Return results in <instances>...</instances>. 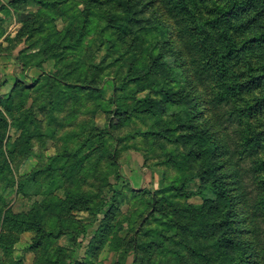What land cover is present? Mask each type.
Returning <instances> with one entry per match:
<instances>
[{
  "label": "trees",
  "instance_id": "1",
  "mask_svg": "<svg viewBox=\"0 0 264 264\" xmlns=\"http://www.w3.org/2000/svg\"><path fill=\"white\" fill-rule=\"evenodd\" d=\"M32 1L42 9L58 8L64 29L43 37L44 59L32 67L41 75L29 86L15 81L0 105L10 115L12 107L32 96L30 90L39 89L42 95L34 102L41 101L38 110L45 127L56 126L52 132L59 133L53 137L60 146L54 145L56 155L43 166L18 180L20 194L28 183L47 184L41 202L28 213L0 208V264H24L12 258L24 233L34 234L28 248L32 264H94L103 246L128 264H264L258 259L256 215L240 192L241 173L214 117L218 107L227 109L228 118L239 125L242 149L257 159L253 174L262 188L258 204L264 212V0H174L180 21L164 11V0H83L81 11L57 0ZM192 44L193 53L188 49ZM101 49L105 54L96 65L93 54ZM80 52L83 61L74 55ZM64 53L70 54L60 59L67 72L45 73L42 64ZM168 56L175 58L173 67L164 60ZM181 63L189 73L182 74L185 87H179L172 74L182 69ZM204 75L215 86L212 96L207 97ZM193 81L200 95L186 91ZM107 82L112 95L105 99L101 93ZM146 91L151 95H139ZM198 103L208 111V122L201 120ZM84 108L92 115L102 112L106 125L100 129L80 120ZM19 122L36 129L42 124L32 109ZM6 128L0 113V155ZM138 137L148 148L156 147L163 157L160 163L177 174L152 192L144 208L134 211L129 227L144 209L150 213L124 239L123 225L112 223L110 210L126 186L120 154L132 149L135 145L128 141ZM19 139L13 149L26 156L31 137ZM0 162L4 181L7 165L4 159ZM192 181L195 189L187 187ZM50 186L54 191L47 190ZM56 190L63 195H55ZM132 191L137 197L147 194ZM194 197L201 204L180 202ZM75 214H85L88 220ZM92 228L95 237L84 240ZM64 238L69 247L58 244Z\"/></svg>",
  "mask_w": 264,
  "mask_h": 264
},
{
  "label": "rangeland",
  "instance_id": "2",
  "mask_svg": "<svg viewBox=\"0 0 264 264\" xmlns=\"http://www.w3.org/2000/svg\"><path fill=\"white\" fill-rule=\"evenodd\" d=\"M12 0H0V54L6 55L14 60V65L16 66L17 75L16 81H22L26 86H29L33 82L26 78L22 73L28 72L32 68L33 65L43 61L44 59V50L46 45L43 42V37L45 34L55 31H62L64 29V19L60 17L59 9L57 11L52 8H43L32 0L27 1L26 3H11ZM60 3H66L67 5L74 4L73 8L75 10L81 11L83 9L84 1L83 0H57ZM166 6V13L172 15V18L176 20H182L179 17V12L175 10L174 0H164ZM109 6H105L104 9H108ZM178 13H177V12ZM171 12V13H169ZM160 14V12H158ZM42 17V18H39ZM44 29L43 32L40 30ZM90 38V37H88ZM90 41V40H86ZM191 41H195L194 39ZM88 45V44H87ZM86 47V42L83 45ZM188 46V45H187ZM178 57V46H174ZM82 48V49H83ZM149 49V48H148ZM188 49H191L192 53L196 51L193 44L188 46ZM150 51V49H149ZM105 54L103 49L95 52L93 61L96 63L99 62L100 58ZM76 59L79 61H83L85 59L84 53L80 52L79 54H74ZM70 54H63L56 57L54 60L46 61V63L42 64V68L45 73H53L57 75H64L67 72L62 69V64L60 59H67ZM175 58L173 56H168L164 58L167 65L173 67ZM180 65V63H179ZM61 67V70L58 68ZM181 70L174 69L172 74L175 76V81L180 83L179 87H185L184 79L182 78V74L189 75L186 67H183L181 63ZM182 72V73H181ZM75 72L74 74H77ZM73 74V75H74ZM41 75V74H39ZM15 78V77H14ZM11 78L10 81L12 83L15 82V79ZM63 78V76H62ZM203 79L207 82L206 85L208 89L206 90L207 97L210 95H214L215 86L210 81L207 75H204ZM195 83V84H194ZM4 85V83H2ZM195 81L192 82V86L187 88V92H191V95L199 94V88ZM177 86V87H178ZM198 88V89H197ZM34 89L30 90V94L32 95L27 98L26 102L21 106L12 107V111L9 115L7 111H5L4 105H0V113L3 114L7 120V128L5 133L3 134L2 141V152L0 155V160L4 159L5 164L7 165L4 168V173L6 174V179L3 181V176L0 179V208L5 210H10L15 214L19 213H28L35 203L41 202L43 199L42 191L46 189L47 184H43L42 186L28 183L24 186V190L22 194L18 193V180L27 175H30L38 169L41 165L43 166V162L46 159H49L56 155V150L54 145L60 146V142H56L54 135L59 136V133L52 132L53 129L56 131V126L52 125L51 129H47L45 127V121L42 114L39 113L38 107L41 101L36 100L34 102V98L37 95H42L39 89L32 92ZM54 91V90H52ZM53 93V92H50ZM55 95H61L54 93ZM51 94V95H54ZM9 95L2 94V96ZM46 95V94H45ZM103 98H109L112 95L111 84L107 82L105 85V91L101 93ZM142 95H151L147 91L139 94ZM56 103V102H55ZM95 104H98L97 102ZM90 106L91 103L88 102ZM17 107V108H16ZM21 110H17L19 108ZM92 107V106H90ZM198 113L201 120L205 119L206 122L209 120L208 111L201 106L199 103L197 104ZM40 108V107H39ZM32 109L35 114V118L39 121H42L41 128L36 129L33 126H26V124H21V119L23 113ZM89 109V108H87ZM87 111V110H86ZM85 108L83 113L80 116V120L87 121V124H94L98 128H103L106 125L105 115L100 112L98 114L92 115L89 112H86ZM58 115L60 114L57 113ZM214 117L218 118L219 124V133L226 134V141H228V149L231 157L234 156V164L235 167L241 177L242 187L240 192L243 194V197L248 199V204L251 208V212L256 215L255 223L256 226L254 228V234H256L259 243L258 251V259H264V212L263 209L260 208L258 204V199L260 196V191L262 190L261 185H259V181L255 182V176L257 173L253 174V169L256 168V163H254L257 159H251L244 152L242 147H244V140L237 133L240 132L239 125L236 122H232L230 118H228L227 109L223 107L217 108L214 111ZM79 121V120H78ZM76 123V122H74ZM73 124V123H72ZM18 126H23L22 129H19ZM28 129V134H23V130ZM132 126L127 131H130ZM127 131H123V136L127 135ZM39 133V134H38ZM218 134V136L220 135ZM31 137L32 141V149L29 154L26 156H21V153L18 152L19 147V138L23 137ZM40 135V136H38ZM129 144H134L135 146L132 149L125 150L120 154L119 161L122 164V174L124 177V181L126 182V186H123L124 189L121 192L120 197L115 198L114 208L110 211L112 212V217H114L113 222L116 224L117 222L123 225V231L121 233L122 238H128L131 234V231L135 226L140 222L141 219L145 218L150 210L146 208L143 212L140 213L139 221L135 222L134 225L129 227L130 221L134 218V212L138 210L137 208L143 207L144 204L148 201L153 191H156L158 188L161 189L167 183L166 178H173L176 176V170L164 165L161 162L163 159L162 156L158 155V149L156 147H149L142 142L141 138H134L132 142L128 141ZM170 146V145H168ZM173 148V146H170ZM14 151V154L11 155V152ZM32 154V155H31ZM1 166V162H0ZM102 173V172H101ZM192 173V172H191ZM264 175V172H263ZM1 176V174H0ZM101 177V176H100ZM10 178V180H8ZM168 180V181H169ZM109 185V184H108ZM49 187V186H48ZM187 187L189 189H195L197 187L196 182H190ZM186 187V188H187ZM55 186H50V189H47L49 192L54 191ZM139 193L146 192L147 194L140 195L137 197L135 192ZM55 195L61 197L63 195L61 190H56ZM106 201L110 199V195H105ZM186 205H199L201 204V200L194 197L188 200L180 201ZM180 202H178L180 205ZM78 219L86 222L88 217L86 218L85 214H75ZM95 229H90L89 234L85 237L84 240L90 241L95 237L94 235ZM126 235V236H125ZM33 233H24L20 239V241L15 245L14 252L12 258L20 259L24 264H32L34 261V255L29 251L30 241L33 238ZM83 241V240H82ZM84 243V242H83ZM59 245L64 247H69V241L66 238L59 240ZM86 250V249H85ZM98 256L96 257L94 264H117V261H122L123 264H128L129 262L126 259H123L121 254H115L109 250L107 246H103L101 249H98ZM84 250L79 252V257H83L82 253ZM2 255H0V258ZM121 264V262H120Z\"/></svg>",
  "mask_w": 264,
  "mask_h": 264
},
{
  "label": "crops",
  "instance_id": "3",
  "mask_svg": "<svg viewBox=\"0 0 264 264\" xmlns=\"http://www.w3.org/2000/svg\"><path fill=\"white\" fill-rule=\"evenodd\" d=\"M15 69L16 66L14 65V60L6 55L0 54V76L2 78V83H4V85L1 86V94L9 93L13 87L15 82L12 83L10 79L15 77L14 79L16 81L17 75H19ZM22 74L31 81L39 77L41 72L36 69H31L28 72Z\"/></svg>",
  "mask_w": 264,
  "mask_h": 264
},
{
  "label": "built area",
  "instance_id": "4",
  "mask_svg": "<svg viewBox=\"0 0 264 264\" xmlns=\"http://www.w3.org/2000/svg\"><path fill=\"white\" fill-rule=\"evenodd\" d=\"M1 86H2V78H1V76H0V98H1V96H2V94H1Z\"/></svg>",
  "mask_w": 264,
  "mask_h": 264
}]
</instances>
